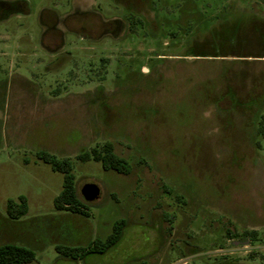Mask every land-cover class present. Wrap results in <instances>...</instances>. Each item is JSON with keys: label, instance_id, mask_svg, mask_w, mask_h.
Listing matches in <instances>:
<instances>
[{"label": "rangeland", "instance_id": "374dc122", "mask_svg": "<svg viewBox=\"0 0 264 264\" xmlns=\"http://www.w3.org/2000/svg\"><path fill=\"white\" fill-rule=\"evenodd\" d=\"M262 127L264 0H0V246L29 264H264ZM104 143L128 175L77 158ZM39 153L69 161L81 212ZM119 220L104 255L58 252Z\"/></svg>", "mask_w": 264, "mask_h": 264}, {"label": "trees", "instance_id": "16d2710c", "mask_svg": "<svg viewBox=\"0 0 264 264\" xmlns=\"http://www.w3.org/2000/svg\"><path fill=\"white\" fill-rule=\"evenodd\" d=\"M259 133H264V127L259 129ZM37 158L47 165L51 171L60 173L63 176L62 190L54 200V206L57 210H65L74 213L81 212L80 201L73 186V176L71 174V165L67 159L57 160L47 153L37 154ZM81 161L92 160L99 162L105 171H114L120 175H128L130 173V166L128 163L116 156L113 152V146L110 143H104L99 148H93L89 152H85L77 157ZM26 201L20 197L17 202L11 200L7 201L6 214L11 220H18L26 214ZM125 228V221H116L111 233L103 240L93 241L86 249L83 250H69L58 248V252L66 257L72 259H81L89 254L104 255L109 249L113 248L121 239L123 230ZM228 239H233L229 232H227ZM250 238L255 241V232H244L242 240L245 241ZM34 253L23 247L6 244L0 246V264H29L34 261Z\"/></svg>", "mask_w": 264, "mask_h": 264}, {"label": "water", "instance_id": "95a60500", "mask_svg": "<svg viewBox=\"0 0 264 264\" xmlns=\"http://www.w3.org/2000/svg\"><path fill=\"white\" fill-rule=\"evenodd\" d=\"M80 196L86 203H92L99 197V189L94 184H85L79 190Z\"/></svg>", "mask_w": 264, "mask_h": 264}, {"label": "built area", "instance_id": "2783aa9c", "mask_svg": "<svg viewBox=\"0 0 264 264\" xmlns=\"http://www.w3.org/2000/svg\"><path fill=\"white\" fill-rule=\"evenodd\" d=\"M262 249H263V251H264V247H263Z\"/></svg>", "mask_w": 264, "mask_h": 264}]
</instances>
